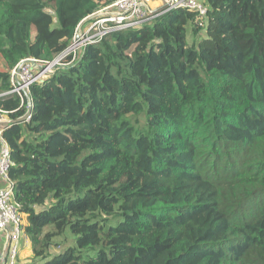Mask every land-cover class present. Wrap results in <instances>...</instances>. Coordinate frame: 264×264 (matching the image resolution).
Returning <instances> with one entry per match:
<instances>
[{"label":"trees","instance_id":"obj_1","mask_svg":"<svg viewBox=\"0 0 264 264\" xmlns=\"http://www.w3.org/2000/svg\"><path fill=\"white\" fill-rule=\"evenodd\" d=\"M114 1L0 0V93ZM202 3V26L170 10L30 87L1 137L31 264H264V0Z\"/></svg>","mask_w":264,"mask_h":264},{"label":"built area","instance_id":"obj_2","mask_svg":"<svg viewBox=\"0 0 264 264\" xmlns=\"http://www.w3.org/2000/svg\"><path fill=\"white\" fill-rule=\"evenodd\" d=\"M161 1L162 9L158 12L150 10L153 2ZM186 9L197 14V22L202 26L206 15V7L199 0H115L113 3L98 9L83 20L75 30L68 46L50 62L39 64L27 59L10 70L9 90L0 93V97L18 96L26 99V109L31 102L30 87L52 75L70 56H75L85 47L99 43L109 34L142 28L155 17L170 10ZM0 111V120H6ZM30 115L26 117L28 122ZM0 177L5 186L0 189V234L4 233L7 243L0 252V264H18L21 250L20 240L24 236L23 214L20 206L14 200L12 183L8 180L7 172L11 166L8 146L1 137L4 127L0 126Z\"/></svg>","mask_w":264,"mask_h":264},{"label":"rangeland","instance_id":"obj_3","mask_svg":"<svg viewBox=\"0 0 264 264\" xmlns=\"http://www.w3.org/2000/svg\"><path fill=\"white\" fill-rule=\"evenodd\" d=\"M199 1L203 2V0H199ZM160 3H161V1L153 2V4L151 5L152 7H150V10L151 11L153 10L154 12H158L160 9H162V5H160ZM203 32L204 31L202 29L198 32V35H194L191 31V28H188V32H187L188 44L193 45V44L199 42L204 37ZM204 34H205V32H204ZM5 67H6V65H5L2 57H0V70H5L6 69ZM22 216H23V220H25L26 216H24V215H22ZM20 244L22 245L21 241H20ZM54 244L55 245L52 248H50L49 253L51 255L60 253L66 247L74 246L75 245V237L68 230H66L62 237H58V238L54 239ZM18 264H31L30 256L19 260Z\"/></svg>","mask_w":264,"mask_h":264},{"label":"crops","instance_id":"obj_4","mask_svg":"<svg viewBox=\"0 0 264 264\" xmlns=\"http://www.w3.org/2000/svg\"><path fill=\"white\" fill-rule=\"evenodd\" d=\"M7 118V117H6ZM8 119V118H7ZM1 129V128H0ZM5 186V181L0 177V189ZM25 222V220H24ZM6 235L4 233L0 234V252H2L3 247L7 243ZM22 245L20 244L21 250L19 252V260L31 256V245L27 237L24 235L21 240ZM25 254V255H24Z\"/></svg>","mask_w":264,"mask_h":264},{"label":"water","instance_id":"obj_5","mask_svg":"<svg viewBox=\"0 0 264 264\" xmlns=\"http://www.w3.org/2000/svg\"><path fill=\"white\" fill-rule=\"evenodd\" d=\"M31 112H32V103H29L23 116H21L20 118L14 119V120H10V119H6L4 121L0 120V126L6 127L12 124H20L25 121L26 117L29 116Z\"/></svg>","mask_w":264,"mask_h":264}]
</instances>
